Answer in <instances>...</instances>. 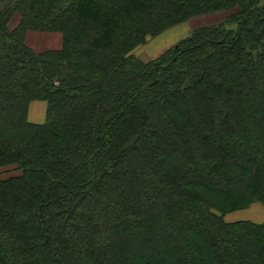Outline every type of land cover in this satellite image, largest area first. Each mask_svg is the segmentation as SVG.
Returning a JSON list of instances; mask_svg holds the SVG:
<instances>
[{
    "label": "trees",
    "instance_id": "trees-1",
    "mask_svg": "<svg viewBox=\"0 0 264 264\" xmlns=\"http://www.w3.org/2000/svg\"><path fill=\"white\" fill-rule=\"evenodd\" d=\"M235 7V29L200 27L155 60L134 53ZM29 30L62 33V47L36 51ZM34 100L43 123L29 120ZM9 165L20 174L0 179V264H264V222L225 219L264 204V3L0 0Z\"/></svg>",
    "mask_w": 264,
    "mask_h": 264
},
{
    "label": "rangeland",
    "instance_id": "rangeland-1",
    "mask_svg": "<svg viewBox=\"0 0 264 264\" xmlns=\"http://www.w3.org/2000/svg\"><path fill=\"white\" fill-rule=\"evenodd\" d=\"M260 2L264 3V0H260ZM236 9L238 8L235 7L231 10H219L189 17L185 21L169 27L157 36L149 37L144 44L138 46L134 50V53L143 60H155L168 50L174 48L175 45L180 41L192 36L194 30L200 27L223 25L226 28L235 29L236 24L229 22L227 18L231 13L235 12ZM19 18V14L14 15L9 24L11 28L18 24ZM62 37V33L60 32L29 30L28 34L26 35V43L36 51L60 49L62 47ZM175 122H177L176 119ZM177 144L178 145L173 146V149L177 151H191L190 146L186 142H177ZM50 149L53 148L51 147ZM17 174H20V170H17L15 165H9L0 168V179ZM216 185H218L219 188H225L224 184L216 183ZM256 202L262 203L260 201ZM247 218L248 217L245 216V208L229 212L225 215V219L228 221L245 220ZM177 243L179 242H175V240H173L171 244L172 246H175ZM177 261L183 262L184 259L183 257L179 256Z\"/></svg>",
    "mask_w": 264,
    "mask_h": 264
},
{
    "label": "crops",
    "instance_id": "crops-1",
    "mask_svg": "<svg viewBox=\"0 0 264 264\" xmlns=\"http://www.w3.org/2000/svg\"><path fill=\"white\" fill-rule=\"evenodd\" d=\"M29 32V31H28ZM27 32V34H28ZM28 38V36H27ZM62 41V39H61ZM62 45V44H61ZM60 48V47H56ZM47 102L44 100H34L30 103L28 117L29 120L35 123H43L46 118ZM245 220L254 222H264V205L263 203H252L249 207L245 208Z\"/></svg>",
    "mask_w": 264,
    "mask_h": 264
}]
</instances>
